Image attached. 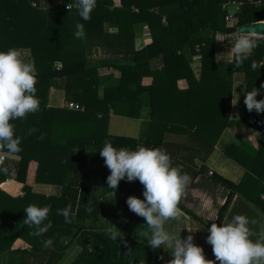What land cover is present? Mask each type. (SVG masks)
Segmentation results:
<instances>
[{"label": "trees", "instance_id": "1", "mask_svg": "<svg viewBox=\"0 0 264 264\" xmlns=\"http://www.w3.org/2000/svg\"><path fill=\"white\" fill-rule=\"evenodd\" d=\"M229 1L244 2L236 23L226 21L223 5ZM67 4L73 7L68 9ZM258 21H264V2L259 6L247 0H121L120 5L114 0H97L88 21L79 16L77 0H64L48 9L41 7L40 0H0V51L31 50L37 72L36 95L40 100L38 112L13 121L16 134L22 138V150L11 154L20 158L5 157L1 152L7 151L0 150V160L14 169L11 175L0 174V183L15 179L24 184V194L18 197L0 188V264H57L76 242L83 250L72 264H162L159 248L141 244L133 237L111 239L109 220L124 205L117 194L109 195L105 204V194L82 185L84 162L100 156L98 151L105 141L133 150L163 148L175 165L182 166L183 172L195 176L209 173L214 181L245 193L241 185L210 172L205 164L199 169L195 167L197 158L205 159L224 129L234 123L233 74H245L248 91L256 86L261 92L264 83V69L251 68L253 60L258 64L264 60V37H258L259 46L242 66L236 68L233 59L228 69L216 61V35L228 33L236 25ZM139 22L148 24L152 41L143 49L132 51L124 63H108L120 71L121 77L117 84L105 87L101 96L99 69L105 62L89 58L87 44L104 33L106 23L117 27L118 37L123 40L133 34ZM77 23L84 25V38L74 35ZM186 46L201 55L199 78L184 52ZM158 57L163 58V67L150 71V62ZM57 61L62 62L60 69L55 67ZM149 72L153 81L144 85L142 79ZM56 79L63 80L62 107L48 105V92L57 84L53 82ZM181 80L187 82L186 86L180 85ZM71 102L85 109L70 108ZM111 114L146 117L144 137L108 134ZM263 115L264 112L248 111L242 123L257 125L264 134ZM167 132L184 134L186 141L166 142ZM86 145H92L94 155L85 158L78 149ZM134 182L143 188L139 180ZM35 183L59 185L61 190L58 195L37 193L33 191ZM143 190L134 196L143 199ZM32 204L49 205L51 209V227L38 237L32 235L35 226L26 225L23 219L24 209ZM257 204L264 210V200L257 199ZM68 207L75 212L71 223H65L64 216L57 214L59 209ZM179 207L202 221L181 202ZM93 218L97 220L86 222ZM16 220L23 227L14 237ZM45 241L51 243L45 245ZM6 253L10 256L6 257Z\"/></svg>", "mask_w": 264, "mask_h": 264}, {"label": "crops", "instance_id": "2", "mask_svg": "<svg viewBox=\"0 0 264 264\" xmlns=\"http://www.w3.org/2000/svg\"><path fill=\"white\" fill-rule=\"evenodd\" d=\"M63 1L64 0H40V5L44 9H48L50 5L46 6L45 4L51 3L53 5L62 3ZM114 2L116 5H120L121 0H114ZM117 31V27L112 26L110 23H106L104 33L96 37V39H93V43H88L86 48V53L89 58L91 57L94 60L100 59L105 62V65L99 69V92L101 96H103L105 87L117 84L121 77L120 71L109 66L108 63L117 61V64H122L131 57L133 54L132 51L143 49L152 41L151 32L146 22L136 23L133 34L127 35V39L123 38V40H121V37H118ZM223 38L225 39L218 41ZM235 39L236 37L234 34H231L230 28L228 33L219 32L216 36L215 58L222 68H230V64L234 59L230 48L235 43ZM17 49L21 51L25 60L33 63L35 66L34 58L29 48ZM184 52L193 72L196 77L199 78L202 67L201 55L194 53L189 46L184 47ZM163 64L164 61L162 57L153 59L150 62V71L161 69ZM55 67L56 69H60L62 67V62L57 61ZM261 67L264 69V65ZM111 72L115 73V75H112ZM115 79L116 82H111ZM233 80L231 119L234 123L228 125L224 129L211 150V153L205 159L201 160L197 158V166L195 169H199V167L205 164L210 172H216L234 184L241 185V189H243L245 193L239 190L235 191L228 186L214 181L209 173H198L195 176L193 173L189 174L186 172L191 177V181L186 188V194L180 202L186 208L196 213L202 221L195 220L181 208L185 215L181 217L179 221L169 220L165 224L167 229L174 230L177 234L181 232L180 235L182 239L186 238L188 235H192L193 243L203 248L205 256L213 252L212 245H210L206 239L209 235L207 231L208 227L212 223H217L218 225L220 223H228L235 215H245L249 218V228L253 240L259 237L264 238V210L257 204V199L259 201L262 199L259 198L258 192H263L264 190V134L257 125L242 123V120L248 117V110L244 103L245 91H248L245 74L236 72L233 74ZM62 81V79L53 81L54 83L57 82V84H53L49 89V106L62 107L64 105L65 90L62 88ZM152 81L153 75L151 72L142 79L144 85H149ZM179 83L181 86H186L187 82L181 80ZM256 98L258 100L264 99V88L258 93ZM147 121L148 119L146 117L132 118L111 114L108 134L142 139L146 131ZM261 121L264 126V115L261 116ZM185 138L186 135L184 134L172 132H167L164 137L166 142L171 143H184L186 141ZM91 146L92 145H86L79 148V154L80 152L84 153L85 150L93 148ZM1 154L5 157L20 158V156L8 152H1ZM94 157L93 159L88 158L82 166V185L84 187L96 188L100 194H105V197L102 198L105 204L108 203L109 195L117 194V199L124 202L123 206H119V211H126L125 217L120 216L122 220L125 221V225L122 224L121 226V224L117 222V219V224L112 225L108 231L127 238L133 237L135 241L150 246L141 237V230H147V225H144L146 223L145 218L131 212L126 203L127 198H121L122 193H132L130 196L136 195L143 189L142 186L136 184L134 181L129 182L125 180L120 181L113 191L108 187L107 181H103L109 174V169L105 165L104 159L101 156ZM172 162L174 164L173 159ZM7 184L11 185L7 187ZM0 188L13 197L22 196L24 194V184L15 179H8L0 183ZM60 190L61 187L54 184L35 183L33 186L34 192L46 195H58ZM220 213L221 215L219 216ZM222 216L223 219L220 221ZM158 248L159 251H161L162 261L164 260L165 264H169V261L173 258L169 252L171 249L168 251L163 245ZM82 250L83 247L76 242L66 251V253L72 252L71 264ZM9 256L10 255L6 253V257ZM57 264H59V262Z\"/></svg>", "mask_w": 264, "mask_h": 264}, {"label": "clouds", "instance_id": "3", "mask_svg": "<svg viewBox=\"0 0 264 264\" xmlns=\"http://www.w3.org/2000/svg\"><path fill=\"white\" fill-rule=\"evenodd\" d=\"M77 3L78 14L82 20H90L97 0H77ZM74 35L77 38L85 37L83 24H76ZM259 43L260 39L254 27L249 31L240 30L230 48L236 68L251 57ZM262 65L264 61L258 64L253 60L251 68L260 69ZM36 84V68L33 63L25 60L19 49L0 51V150L9 153H19L22 150V138L16 134L13 121L24 119L39 111L40 100L36 95ZM261 88H264V85H261ZM259 92L260 89L256 86L250 91H245L244 103L249 112H264V99L256 98ZM98 152L110 170L107 185L113 191L123 179L129 182L139 180L143 185L144 198L129 196L126 203L130 211L145 218L144 225H147V230H141V237L148 245L154 249L161 245L168 251L171 249L169 252L173 258L169 264H214V261L205 259L203 248L193 243L192 235L182 239L181 232L177 234L165 227L169 220L179 221L185 215L179 203L191 181L189 174L182 171V166L173 164L165 149L117 148L110 141H105ZM13 172L14 169L9 164L0 160V174L11 175ZM50 210L49 205L41 207L35 204L24 209V223L35 226L32 235L38 237L51 227V222L48 221ZM57 214L64 216L65 223H71L75 217V212L71 211L70 207L59 209ZM249 224L247 216L235 215L228 223H212L208 227L209 235L206 239L212 245L219 264H264V238L253 240ZM118 237L117 233L111 235L114 241ZM49 243L51 241H45V245Z\"/></svg>", "mask_w": 264, "mask_h": 264}, {"label": "rangeland", "instance_id": "4", "mask_svg": "<svg viewBox=\"0 0 264 264\" xmlns=\"http://www.w3.org/2000/svg\"><path fill=\"white\" fill-rule=\"evenodd\" d=\"M43 1H46V0H43ZM64 2V1H63ZM46 6L47 5H52L51 3H47V4H45ZM218 35V34H217ZM216 35V36H217ZM98 55V54H97ZM97 58V57H96ZM109 71H112V70H109ZM111 74L112 75H115V73H113V72H111ZM111 82H116V79L114 80V81H111ZM186 139V138H185ZM183 153H186L185 151H183ZM84 154H85V158L86 157H91L92 155H94V152H93V150L92 149H89V150H85L84 151ZM91 155V156H90ZM130 195H132V193L131 194H128V193H122V195H121V198L122 199H125V198H128V196H130ZM126 211H118V214L117 215H115V216H113L112 218L114 219V220H112V218L109 220L110 221V223H112V225H116L117 224V222L118 223H120L121 224V226H122V224L123 225H125V221H123L122 220V218L120 217V216H123V217H125L126 216ZM118 219V220H117ZM116 220H117V222H116ZM106 221V219L104 218V222ZM123 222V223H122ZM127 225V224H126ZM22 227H23V223L22 222H18L17 220H16V228H15V230H14V232H13V236L14 237H16V236H18V234L20 233V231H21V229H22ZM118 229V228H117ZM110 233H113V232H110ZM261 237H259V238H257V239H260ZM213 251V250H212ZM76 254V253H75ZM74 254V255H75ZM153 254H154V252H153ZM211 254H214L213 252H211V253H208L206 256H205V259H207V260H211V261H214V264H219V261H217L216 260V258H215V256L214 255H211ZM71 257H72V252H68V253H66V256L64 257V259L59 263V264H62V262H63V264H71ZM164 263V260L162 261V264ZM165 264V263H164Z\"/></svg>", "mask_w": 264, "mask_h": 264}, {"label": "built area", "instance_id": "5", "mask_svg": "<svg viewBox=\"0 0 264 264\" xmlns=\"http://www.w3.org/2000/svg\"><path fill=\"white\" fill-rule=\"evenodd\" d=\"M249 3L256 4V5H262L264 0H247ZM244 4L243 1H229L223 5V8L226 10V21L229 23H236L239 21V13L241 10V6ZM73 6L71 4H67L66 8L70 9ZM235 7V9H234ZM239 27L240 25H236L235 27V32H231V34H234L235 37L239 34ZM70 108L73 109H81L84 110V106H80L78 103L71 102L69 104ZM261 198L264 200V192L261 193Z\"/></svg>", "mask_w": 264, "mask_h": 264}, {"label": "water", "instance_id": "6", "mask_svg": "<svg viewBox=\"0 0 264 264\" xmlns=\"http://www.w3.org/2000/svg\"><path fill=\"white\" fill-rule=\"evenodd\" d=\"M253 27L257 31V36L258 37H264V21H258V22H254V23H250V24H246V25H241L239 27V32H240V30L242 32L249 31ZM230 32H235V28H230ZM221 213H222V211H221ZM221 213L219 214V216L221 215ZM96 220H97V218L87 219L86 222L87 223H92V222H95Z\"/></svg>", "mask_w": 264, "mask_h": 264}]
</instances>
